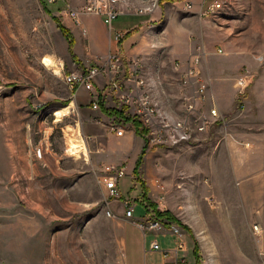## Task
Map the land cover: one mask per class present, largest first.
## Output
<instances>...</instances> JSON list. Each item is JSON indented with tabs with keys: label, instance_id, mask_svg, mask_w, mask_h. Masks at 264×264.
I'll return each instance as SVG.
<instances>
[{
	"label": "rangeland",
	"instance_id": "374dc122",
	"mask_svg": "<svg viewBox=\"0 0 264 264\" xmlns=\"http://www.w3.org/2000/svg\"><path fill=\"white\" fill-rule=\"evenodd\" d=\"M48 1L0 0V264H162L152 242L172 264H264V0H110L113 37L93 0ZM103 35L115 69L91 54ZM92 68L93 94L66 84ZM142 99L172 146L107 113L140 124ZM129 207L145 230L118 223Z\"/></svg>",
	"mask_w": 264,
	"mask_h": 264
},
{
	"label": "built area",
	"instance_id": "2783aa9c",
	"mask_svg": "<svg viewBox=\"0 0 264 264\" xmlns=\"http://www.w3.org/2000/svg\"><path fill=\"white\" fill-rule=\"evenodd\" d=\"M109 1L110 0H93V2H90L87 5L85 10L87 13H96L97 14V12H98L100 15L105 16V17H106V15H109V18L106 17V23L108 24V22H110V21L112 22L116 18L115 16L117 14V13H115L114 8L110 7ZM215 8H221V4L220 3H214L210 7H208L205 12H207V14H212V11ZM187 9H191V8H187ZM121 36H122L121 34H117L116 40H120ZM117 61L119 62L118 59H117ZM97 75H98L97 70L89 71L87 74H84V73L83 74H81V73L70 74L67 77V82L72 87H83V86H85L88 90L93 91L94 90V83L96 81ZM241 83H245V81L242 80ZM113 88L120 90V87L117 84H113ZM121 99L123 101L125 100L124 101L125 104H127V105L130 104L131 99H130L129 95H124V96H122ZM134 101H136V100H134ZM145 101H147L149 104V101L147 99H142V101L140 100V102L138 104H139L140 120L144 123L145 126L149 127V129H152V136L150 137V139H148L149 143L156 144L155 142H158V143L166 142L167 145L172 146V144L170 142H174L173 138L176 139V135L175 134L167 135L164 132L163 128H161V126L151 124V119L148 118L149 113H146V111L144 110V107H146ZM93 107L96 109V108H98V105L95 103ZM140 107H142L143 110H141ZM192 109H193V106H192ZM38 155L41 157L40 151H38ZM106 172H107V174H109L108 176H106L104 178V183H105L106 189L110 191L111 196H119L120 194L116 190V184H117V181L119 178L125 176V174H126L125 169L118 170L117 168L115 169V168L107 167ZM133 214H134L133 208H129L126 211V216L128 218H132ZM108 216H111V214L108 213ZM139 227L141 229H145L142 225H139ZM162 227H163V225H161L159 222H154V224L151 225V228L162 229ZM174 233L177 235V238L179 239V241L182 242L183 241L182 234H180L178 230H175ZM179 246H180V249H183L185 245L183 243H181ZM150 251L162 252L166 258L170 257L171 253H172L171 251H162L160 245L156 242H154L150 245Z\"/></svg>",
	"mask_w": 264,
	"mask_h": 264
},
{
	"label": "bare ground",
	"instance_id": "6f19581e",
	"mask_svg": "<svg viewBox=\"0 0 264 264\" xmlns=\"http://www.w3.org/2000/svg\"><path fill=\"white\" fill-rule=\"evenodd\" d=\"M55 1V0H54ZM45 3H50L48 0H45ZM220 8H215L213 11H212V14H215V12H218L217 10H219ZM188 10H190V9H188ZM65 13V12H64ZM106 27H110V31H109V33H110V36L111 37H113V35H114V33L112 32V30H113V28H114V26H113V21L111 22H108V24H106L105 25ZM121 35H122V37H125L126 35H127V33L128 32H122V31H118ZM119 41V40H118ZM119 44H120V41H119ZM116 57H117V59L119 60V57L114 53V51H110V56H109V58H110V61L108 60V63L107 64H109V66L110 67H113L112 69H115V68H117V67H119L118 66V64L120 63V60H119V62L116 60ZM44 65L45 66H47V67H49L50 69H53V71L57 74V75H60V70L57 68V65H56V63H55V65H54V63L51 61V60H49V59H44ZM124 66V68H125V73L127 74V71H128V68H127V66L126 65H123ZM55 67H56V69H55ZM92 70H97V68H92V69H88V70H86V71H84L83 73L84 74H87L89 71H92ZM77 74V73H76ZM126 74H125V77H126ZM70 75V74H69ZM69 75H66L65 76V78H64V80H65V82H66V84L71 88V89H75V88H78V87H72L68 82H67V77L69 76ZM96 82V81H95ZM141 83H143V81L141 82ZM95 84V83H94ZM114 84H117L116 82H114ZM82 88V90H84V91H86L87 93H90V94H93L94 93V90H95V87H94V90L92 91V90H88L85 86H83V87H81ZM100 96V95H99ZM140 101H138V102H136L137 104L139 103ZM97 104L98 106H99V103L98 102H94L92 105L94 106V104ZM69 109V107H67L66 109H65V111L66 110H68ZM63 113V112H62ZM62 113L61 112H58L57 114H56V116L58 117V118H60L61 116H62ZM141 122V124L148 130V133H149V137H148V139H150V137L152 136V129H149L147 126H145L144 125V123L142 122V121H140ZM78 150L80 151V152H82V153H86L87 151H86V148H85V146L84 145H81V146H78ZM38 151H40V154H41V156L43 157V153H44V148L43 147H39V148H37L36 149V154L38 155ZM104 173L106 174L104 177H103V183H104V178L106 177V176H108L109 174H107V172H106V169L104 170ZM104 185H105V183H104ZM130 208V207H129ZM132 208V207H131ZM134 209V208H133ZM134 211H135V209H134ZM108 213H110L111 214V216H109L110 218H112L113 216H114V214L111 212V211H109ZM108 213H107V215H108ZM125 217L127 218V219H133L134 218V214H133V217L132 218H128L127 216H126V212H125ZM154 224V223H153ZM153 224H150V227H149V229H151V230H154V229H158V228H151V225H153ZM137 225H142V224H137ZM143 226V225H142ZM145 228V227H144ZM141 229V228H140ZM146 229V228H145ZM145 229H142V230H145ZM158 230H162V229H158ZM152 243H154V242H152ZM151 243V244H152ZM157 243V242H156ZM181 243H183L184 244V241H180V243H179V245L181 244ZM150 244V245H151ZM161 247V246H160ZM162 251H168V250H162ZM146 253H157V252H153V251H150V246H149V248H148V250L146 249ZM158 253H160L162 256H163V258L165 257L164 256V254L162 253V252H158ZM171 257V256H170ZM169 258V257H168Z\"/></svg>",
	"mask_w": 264,
	"mask_h": 264
},
{
	"label": "crops",
	"instance_id": "0c3cea01",
	"mask_svg": "<svg viewBox=\"0 0 264 264\" xmlns=\"http://www.w3.org/2000/svg\"><path fill=\"white\" fill-rule=\"evenodd\" d=\"M88 18L89 17H84V18H82V20H81V24H82V26L86 29V31H87V35L89 34L90 35V33H89V30H90V24H89V22H88ZM97 19V18H96ZM97 21H99L101 24H102V21L100 20V19H97ZM67 28H69L70 30H71V32H73V34H74V37H75V40H76V44H77V39H76V36H75V25H72V23H67ZM103 26V25H102ZM122 31V30H121ZM122 32H124V31H122ZM126 32H128V31H126ZM103 37V39L101 40V42H99V43H96L95 41H93V40H91V39H89L90 40V47H91V45H93L94 47H93V49H91V54L93 55V59H94V61H97V62H101V61H105V57L108 55V53H109V50H110V45H109V43H108V39L105 37V35H103L102 36ZM110 51H114V49L112 48ZM98 53H100V54H98ZM204 57H205V55H204ZM80 91H83L82 89L81 90H79L78 92H80ZM83 92H85L86 93V91H83ZM84 93V94H85ZM82 97H84V95H82ZM85 98H82V101L84 100ZM71 105V104H70ZM131 134H132V132H131ZM138 144H139V151H138V153L141 151V147H142V142H138ZM135 156H136V154H135ZM115 218H117L119 221H118V223H123V222H125V223H128V222H134V221H132L133 219H127L126 217H125V215H123V217H119V216H114ZM136 225H137V223L136 222H134ZM47 240V239H46ZM40 244L42 243V239H41V242H39ZM44 243V242H43ZM42 243V244H43ZM121 246H122V249H124L125 247H127L128 246V243L127 242H125V240H123L122 242H121ZM145 254H152V255H154L155 253H146V250H145ZM162 256V255H161ZM162 260H163V263L162 264H172V263H169L170 261H169V259H170V257H169V259H164L163 258V256H162V258H161ZM171 260H173V258H171Z\"/></svg>",
	"mask_w": 264,
	"mask_h": 264
},
{
	"label": "trees",
	"instance_id": "16d2710c",
	"mask_svg": "<svg viewBox=\"0 0 264 264\" xmlns=\"http://www.w3.org/2000/svg\"><path fill=\"white\" fill-rule=\"evenodd\" d=\"M59 27L61 28V30L64 32V34L69 38V40H70V43L72 44H74V42H75V39H74V37H73V35H72V33L68 30V29H66L65 27H63L61 24H59ZM130 32V31H129ZM128 32V33H129ZM127 33V34H128ZM127 36V35H126ZM121 46V43L119 44V47ZM100 98H101V95L97 98V101H98V103L99 104H101L100 103ZM104 105V104H103ZM124 111L123 110H114V111H107V113H109L111 116L112 115H114V116H119V117H121L122 118V120L123 121H127V122H130L131 123V126L133 127L132 128V130L137 134V135H140V136H142V137H144V138H146L147 137V135H148V130L147 129H145V127L140 123H138L136 120L134 121L130 116H124V113H123ZM146 130V131H145ZM146 148V147H145ZM145 153H146V150L145 151H143V153H142V155H141V157L139 158V161H138V166H140V163L142 162V156H144L145 155ZM137 166V168L135 169V171H137L138 169H139V167ZM159 218H160V216H159Z\"/></svg>",
	"mask_w": 264,
	"mask_h": 264
}]
</instances>
